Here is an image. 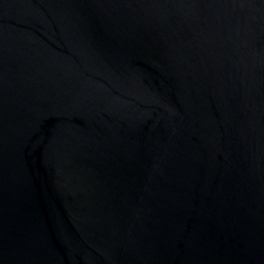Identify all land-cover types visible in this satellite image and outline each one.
Wrapping results in <instances>:
<instances>
[{
	"label": "water",
	"instance_id": "obj_1",
	"mask_svg": "<svg viewBox=\"0 0 264 264\" xmlns=\"http://www.w3.org/2000/svg\"><path fill=\"white\" fill-rule=\"evenodd\" d=\"M0 264H264V0H0Z\"/></svg>",
	"mask_w": 264,
	"mask_h": 264
}]
</instances>
